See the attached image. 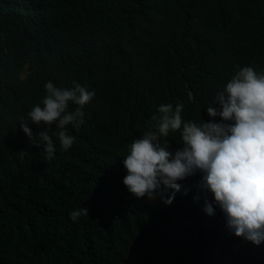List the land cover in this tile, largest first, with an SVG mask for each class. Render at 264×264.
I'll list each match as a JSON object with an SVG mask.
<instances>
[{
  "label": "trees",
  "instance_id": "trees-1",
  "mask_svg": "<svg viewBox=\"0 0 264 264\" xmlns=\"http://www.w3.org/2000/svg\"><path fill=\"white\" fill-rule=\"evenodd\" d=\"M235 65L264 72V0H0V264H264V242L204 210L199 174L171 204V189L137 199L123 184L122 160L159 106L209 120ZM49 80L95 92L66 151L55 125L29 121L52 135V160L19 123ZM161 143L175 151L180 133Z\"/></svg>",
  "mask_w": 264,
  "mask_h": 264
},
{
  "label": "clouds",
  "instance_id": "clouds-1",
  "mask_svg": "<svg viewBox=\"0 0 264 264\" xmlns=\"http://www.w3.org/2000/svg\"><path fill=\"white\" fill-rule=\"evenodd\" d=\"M235 68V74L206 108L209 120H184V105L180 102L175 107L170 103L159 106V115L151 118L155 123L140 138L132 140L122 160L127 171L123 184L137 199H151L158 191L163 199L171 189L172 195L164 200L171 204L175 193L181 190L178 181L199 174L196 187L203 193L204 210L212 215L215 205L230 234L259 246L264 242V72L258 73L251 66ZM44 88L42 100L19 123L29 140L39 136L46 159L52 160L56 152L52 135L49 130L34 135L29 121L49 128L55 125L57 131L53 135L66 151L75 142L67 126L78 128L84 123L81 108L95 92L76 81H72V87L62 88L49 80ZM70 102L80 107L68 111ZM177 131L182 146L171 151V146L161 140ZM34 146L40 147V143ZM69 216L77 221L89 216V210L75 209Z\"/></svg>",
  "mask_w": 264,
  "mask_h": 264
}]
</instances>
